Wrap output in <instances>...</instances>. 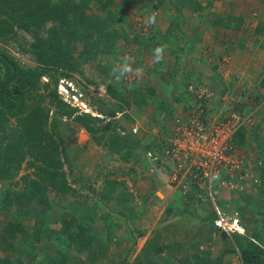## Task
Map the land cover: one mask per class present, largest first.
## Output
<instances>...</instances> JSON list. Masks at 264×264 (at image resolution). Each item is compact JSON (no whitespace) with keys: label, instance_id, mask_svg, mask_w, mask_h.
<instances>
[{"label":"rangeland","instance_id":"obj_1","mask_svg":"<svg viewBox=\"0 0 264 264\" xmlns=\"http://www.w3.org/2000/svg\"><path fill=\"white\" fill-rule=\"evenodd\" d=\"M118 1L119 0H113L111 4H108V0H102V2L105 3L104 5L108 4L107 7L110 8V10H115L122 13L123 18L125 19L122 22L112 20L114 23L110 26L109 30L123 29L124 32L128 34V38L130 40L128 42H125L123 39H118V46L114 48L116 51H119L120 54L121 51H126V53H122L121 56L118 54L119 52L113 55L111 53H99L96 57L90 58L87 61L81 60V71L75 72L71 78H60L57 85V91L64 93V99L68 100V103L70 101V105L68 104L67 106H62L61 108H59L58 113H56L57 108L54 103L50 102V97L48 95L49 89L47 88L40 87L39 90L34 94V98L30 101L33 104L34 102H36V98L43 96V99L39 104L44 109L49 110L47 126L54 130L56 133H60L59 139H61L60 141L58 140L59 144H62L60 149L61 151H63L65 150V148H67V150L69 151L68 154H70V156L72 157H69V160H72L70 167L67 164H64V168L67 172L68 182L72 184V187H74L75 189L80 188V186L82 187V184L85 185V187L81 189V191L79 190V192L76 194L70 191L72 194L70 193L58 195L57 192H55L51 188L49 189L48 194L55 202L58 203L49 211V220L54 227L58 226L56 223H54L55 220H58L59 217L68 218L71 214V212L68 210H74L76 209V207L84 208L85 210L90 212L93 210L91 204H94V207L98 205L100 210L109 207L106 204V200L101 199V194L106 190V183H109L110 185H113L114 188H117V190L115 191H120L122 188H124V180H118L116 175L112 171L114 169L113 163H115L116 161L118 162V160L126 161V159H122L123 155L125 154L129 155V158L127 160H135L136 162L141 160L142 164H138L139 168L145 169L150 175L154 174L153 176L161 179L162 181L165 180L168 187L171 186V188L174 189L175 186L167 182L166 171H164L163 168H160L159 165L155 164L152 158L147 154L148 151L152 153L155 151L152 150L151 147H144V143L142 141H149L151 138L158 136V143V141H161L163 137H171V135L169 134L170 130L173 132V129H175L177 125L186 122L187 119L190 118V115L201 117L204 110L207 111V114L205 116L209 118L208 123L211 124L220 122L225 118H230L231 115L236 113V109L241 108V110L243 111L252 109L253 111V108H256V106L259 107L260 104L258 103L257 105H255L253 101L257 100L259 102L261 96L264 95L261 94L263 92L261 91L260 87L259 91L254 90L255 88H253V86H256V82L249 87L240 83H235L233 79L236 78V72H233V69L231 67V65L233 64V60L230 61V63H228V61L221 60V62L224 63L222 66L224 68L227 67V72L230 75L229 80H225L223 84H226L227 81H231L233 83L232 85L224 86L226 88H222L218 86V84H209L207 82L206 76L208 74L205 71L201 76H197L195 72L193 74H185V70L183 69L185 67H189L190 65L188 62L187 66H185L186 62H184L180 65V67H183V69L179 68L180 71H178L174 75L175 79L173 80V82H171V85H164V87L162 86L164 84V76L162 75L156 74L152 75L151 77H147V74L143 73V77L142 79H139V81H141L142 83L143 79H147L149 83H152L153 86H151V88L154 89V91H151L147 90L148 85H145L143 88H141L137 85L138 83H135L136 87L133 85V83H129L130 81L132 82L134 80V77L129 76L127 77V79H125L126 81L123 80L124 82L121 81L120 83H118V85H114H116L121 91V95L128 98V100H130L131 97L134 98L136 95L137 99H139L140 101L134 102L135 100L133 99H131L132 101H128L126 99L129 103L128 106L125 104V102L123 103L113 99L107 92L106 86L108 84H113L112 81L114 79L111 75L112 68L120 62L122 57H128L132 64L136 63L135 65H139L138 61L144 59L142 60V64L144 65L142 67L143 69L149 67L151 64H155L152 61V56L150 57L149 53L147 52L149 51L148 49H145L143 51L140 48L139 44H137L136 42H130L134 38V35L138 34L140 36H148L151 35L153 29H159L160 31H163L162 29L167 25V21H164V23H159L158 27L156 26V23L154 25L145 24V18L148 13L142 14V6H140V2L142 0H138L136 3H132V0L121 1L119 7L116 6ZM143 1L145 2V0ZM98 3V0H92L87 12L94 13L102 18H105L109 9L99 7ZM126 3L129 4L127 6H124V4ZM258 7V9H260L261 17H263L264 19V9L260 8L261 6ZM169 8L170 10L172 9L171 6H168L166 9ZM3 9L7 12V14H0L1 17H8L13 14L17 15L16 11L12 13L11 9L9 8L5 7ZM156 21L159 20L156 19ZM222 23L223 22H221V24ZM54 24L55 22L49 21L43 26L39 27V35H42L43 37L48 36V29ZM14 29V34L11 35L10 39H0V50H3L4 52L13 56L14 59L20 64V66L24 68H32L37 65L36 61L34 60L33 51H31V42H33L34 40V29L30 27L29 30H24L19 28L16 24L14 25ZM260 29L261 32L264 31L263 24H261ZM73 47L74 57L77 58L79 53H81L83 49V45L80 41H77ZM139 51H142L141 54ZM178 51V54L181 52H187L186 50ZM167 66L168 65H165L166 68ZM135 68H139V66H133V69ZM101 69H104L105 71H102ZM215 77L218 78V76ZM42 81L49 82V76H42ZM186 83L189 84L188 89L190 90V92H192V94L196 96H191V98L194 100L191 101L190 98L189 102L192 104L189 105V109L182 111L185 112V114L181 115L180 117H178V119H176V121H174L173 127L167 125L166 128H169L170 130L165 133L161 128V126L164 125L162 124L163 117L160 116V114L159 117L156 116V112L159 111V107L162 104L159 102V99L163 98V95H165L168 98L167 100L173 103L172 95L178 92V90L184 92V89L182 88L181 90L179 87L182 84L184 86ZM67 86H69L70 89H66ZM189 87H192V90ZM71 90L77 93L78 100H76L75 98H71L72 100L68 98ZM184 93L185 95H187L186 92ZM235 102L240 105L238 106ZM71 106L77 107V111L75 112V114L85 113L92 117V125L95 126L98 131L100 130V132L106 134L105 139L94 138L93 134L91 135L81 124L74 121L73 116H66L65 113L66 111H69V107ZM204 107L205 109H203ZM259 108L260 109L257 111L258 113H256V116L262 115V109L264 108V106ZM110 110L112 111L110 112ZM141 111L142 114H140ZM178 111L179 110H177V112ZM252 116L250 117V119L252 118ZM18 117L21 116L19 115ZM248 120L246 124L247 128L249 129L247 130V137H249L251 141V139L254 140V137L257 136L256 132L257 134L258 132L262 133V139L260 140V137H258V141L256 142L258 143V145L260 142L264 147V120H258L254 124L251 123L252 126H257L256 130L251 128L252 126H250L251 124H249L250 120ZM109 123H111V125ZM16 125L17 120L15 118L9 119V121L5 124L6 127L4 132L10 133V131L15 129ZM112 126H115L116 130H114ZM133 127H137V132L132 131ZM146 131L151 133V135L148 134L147 137L143 139L146 135ZM64 132L68 135V137L72 138L71 142L66 141L65 137L61 136V133L63 134ZM97 134L98 133H96V135ZM115 136L119 138L116 145L120 146L119 152L116 153L110 151L108 145L105 146V144L109 143L111 140L115 141ZM139 142H141V145ZM5 144L6 140L0 139V149L4 147ZM131 145L133 147H131ZM248 145H250V143ZM238 150L242 160H246L248 158H253V160L246 164L245 169L236 174L239 179L234 180L233 185L225 187L226 189L223 190L226 191L224 192L222 189H215L217 190V192L214 191V196L216 195V202L220 205L225 201L223 197H221V195L226 197L227 200H230V198L228 197L229 195L238 194L241 198V193H247L250 194L252 201V203H249V208L253 209L258 204L259 200H257V198L260 195L261 190L260 183L257 180L259 179V177L257 176L258 170H255L257 169L256 165L260 164L258 162L257 154H255L256 152L259 153V150L257 148L245 149V146H238ZM114 155H116V157ZM159 155L164 159V154L161 151L159 152ZM29 160L30 157L26 156L25 159L21 162L19 170L16 172L15 176L12 179H5L4 181H0V191L7 187L10 184V181L17 182V184L13 185L16 190H22L25 186V181H23L24 176L28 178L36 177V169L28 165ZM151 165L153 166L152 168L150 167ZM173 165V162H169V169H172ZM146 166H149L151 171L149 170V168H146ZM119 176L120 175H118V177ZM87 184H89L90 186L92 184L99 186V190H97L99 194H95L98 198L96 199L97 202L94 201L91 197V199L89 200L84 198V194L86 193V191H89L88 187L86 186ZM176 192L178 194L181 193L179 190H176ZM227 192L231 194L228 193L229 195H226L225 193ZM180 195L183 196V199H185L187 204H191V198L189 197V195H183L182 193ZM179 201L177 200L175 203L180 204L179 207H181V211L180 209H178V212L171 213L174 210L173 208H171L172 211H168L165 216L163 215L160 218L156 226L151 227L152 233L154 234L147 240L154 241V244H157V246L158 244H162V251L164 253L162 252V254L158 252L153 257H151V255H148V261L152 259L150 262H148L144 253L140 250L136 258L131 259V257H129V254L135 252L134 244H136L137 240L136 238H134L132 240L129 252H127L126 255L121 258L120 262H122L120 264H184L176 260L175 255L178 254H182L187 258L189 257L191 263H194L196 261L195 256L197 255V257L199 256L201 258L199 264H203L204 259H206L208 255L216 253L217 255L215 256H218L222 255L224 252H226V250L229 251L232 244L230 236H228L229 238H223L216 231H207L206 229H202L197 232H188L185 229L177 233L179 235H183L185 232H187L189 235H191V240L195 241L197 244H201V246L197 245L196 247H193V244H191L190 242H186L184 245L181 242H177L180 244V246H178L176 245V242H172V244L174 245L167 247L168 243H163V240H161L162 233L165 230L160 224L165 223L169 219L171 223L173 222L174 224L180 225L184 228L187 226L186 224L193 227L195 226L194 223L197 222V215L192 214L193 210H190V208H193L195 206L188 205L187 207H185L187 204H184V206V201ZM210 204L212 206L211 201ZM234 204L235 205L228 206V211H226V208H223V210L227 213L232 214L234 217H237L238 210H240L241 205L244 204V199L243 203L238 202ZM144 206H146L145 209L149 212L145 215V217L147 218V220L150 219V221L146 222L145 225L154 223L158 216L153 212L154 210H151L149 204H144ZM184 208L186 212L184 211ZM256 214L246 212L242 215L243 219L241 220L243 224H245V233H250L253 229H255L256 226L261 227L262 231V223L264 225V216H261L263 222L259 223V221H257L258 225L256 224L254 226L253 219L254 217H258L256 216ZM7 217L10 216H6L2 212L0 213L1 259L8 258L12 261H17V259L28 260L29 256L27 252L29 251L33 253L34 251H37V260L44 264H60L63 259H66L67 264H119L115 261L109 263L89 262V259L92 257V255H105L107 250H109L108 247L104 246L107 245V236H104L97 240V236L95 233L96 229H98L97 227L89 226L88 228L86 225V227L83 229L79 226H76L75 221H71V223L68 225L62 224L64 226L65 232H62L61 235H58V238H53V235H51L52 233L48 232L46 238L41 237L38 240H34L32 235L31 238L29 237L30 235L25 237V235L23 236L22 234H17V238L12 239L7 236L5 231H2L4 230L6 222L9 220V218ZM24 222L27 225L26 229L28 231L30 230L29 232L30 234H32V222ZM101 223H104V221L101 220ZM198 223H203V220ZM138 231L143 232V230ZM147 231L148 228H144L143 234ZM9 241L14 242L13 248H9ZM94 241L96 242L95 249L92 248V244ZM33 248L35 250L30 251ZM225 254V259L231 260L230 258L233 257L232 255H229L227 253ZM32 260L33 258L28 261ZM232 261L237 262L235 257Z\"/></svg>","mask_w":264,"mask_h":264},{"label":"trees","instance_id":"obj_2","mask_svg":"<svg viewBox=\"0 0 264 264\" xmlns=\"http://www.w3.org/2000/svg\"><path fill=\"white\" fill-rule=\"evenodd\" d=\"M91 1L92 0H0L1 15L7 14L3 9L5 7L11 9L12 13L14 11L17 13V15L13 14L8 17H1L0 15V39H10L11 35L14 34L15 24L24 30H29V28L32 27L34 29V40L31 42V51H33L34 60L37 63V65L32 68H24L20 66L13 56L0 50V139L6 140L5 146L0 149V181L12 179L26 156L30 157L28 165L36 169L35 178L23 177L25 186L22 190H16L13 185L17 184V182L10 181V184L0 191V212L4 213L6 216H10L8 217L9 221L6 222L4 230L2 231H5L9 238L14 239L17 238V234H22L23 236L25 235V237L30 235L29 237L32 238L33 236L34 240H38L41 237L46 238L48 232L52 233L51 235H53V238H58V235L65 232L62 224L68 225L71 221H75L76 226L80 228L84 229L86 227V225L78 221L74 215H72L70 219L61 217L55 220L54 223L58 225L57 227H54L53 224L50 223L48 212L58 203L48 194L49 189L51 188L57 192L58 195L70 194L71 192L76 194L79 190L81 191L85 185L82 184V187L80 186V188L75 189L72 187V184L68 182L64 164L70 167L72 160L70 161L69 157L71 156L68 154L69 151L67 148L63 151L60 149L62 146V144L58 142V140L60 141L61 139H59L60 133L57 132V134L47 126L49 110L44 109L39 104L43 96L36 98V102L33 104L30 101L34 98V94L40 87L47 88L49 89L48 95L50 97V102L54 103L57 108L56 113H58L59 108L64 105L67 106L70 103V101L68 103V100L64 99L60 92L57 91L59 79H68L71 78L75 72H80L81 60L87 61L102 52L107 54L111 53L112 55L119 52L114 49L118 46V39H123L125 42L130 40L128 34L124 32L123 29L109 30L110 26L114 23L112 20L121 22L125 20L122 13L110 10V8L107 7L113 0H108L109 3L107 5H104L105 3L102 2V0H98L99 7L109 9L105 18L87 12ZM145 3L146 6L142 8V14L147 13L146 10L155 12L160 8L166 9L168 6H171L172 9L168 12L169 24L165 31L153 29L151 35L148 36L136 34L130 42H136L143 51L148 49L150 53L159 45H167V51H192L195 49V44H198V38H196L197 36L190 37L183 31L182 27L187 18L182 12L183 9H187L192 13L194 18L202 19L206 5H203L200 0H145ZM164 5L165 7L163 8ZM49 21H53L55 24L48 29V36L43 37L39 35V27ZM77 41L82 43L83 49L76 58L73 54V46ZM118 54L121 56L122 53L120 54L119 52ZM180 55L181 53L176 57L181 64L184 58ZM156 68L160 71L162 70V65L159 64L155 68L144 70L151 73V70H156ZM177 69L178 66L175 68L168 67L165 71L170 77V82H173L175 79L174 75L178 72ZM101 70L105 71L104 69ZM187 73L190 74L189 71ZM42 76H49L50 81L43 82ZM133 85L136 87V84ZM137 85L139 86V84ZM188 85L189 84L186 83L184 86L182 84L179 87L181 90L183 88L187 95L179 90L172 95L173 101L179 104L181 103L184 110H188L190 107L189 105L192 104L189 102L191 96H196L190 92ZM260 85L264 87V72ZM67 88L70 89L69 86H67ZM106 89L113 99L119 102H125V104L129 106L127 102L128 98L121 95V91L114 83L108 84ZM147 90L154 91L150 85H148ZM254 90L257 91V88ZM72 92V95L77 94L74 91ZM181 93L183 96H181ZM68 98L71 99V97ZM134 98L137 99L136 95ZM192 100L194 99L191 98V101ZM253 103L257 105L260 102L255 100ZM236 104L238 106L240 105L238 103ZM69 108V111L65 113L66 116H73L74 121L81 124L91 135L93 134L94 138L105 139L106 134L100 132V130L98 131V129L92 125V117L85 113L75 114L77 111L76 106H71ZM203 109H205V107ZM236 110V113L244 119L248 116L250 117V114L253 112H256L254 110L252 111V109L243 111L240 108ZM111 111L112 110H110V112ZM173 111L174 107L172 102L162 103L159 107V114L162 117L166 113L172 114ZM206 114L207 111L204 110L201 119L207 124L209 118L205 116ZM19 115L21 117H18ZM191 116L192 115L189 116L190 118L187 119L186 122L190 121ZM11 118L17 120V125L10 133H6L4 132L6 127L5 124ZM109 124L111 125V123ZM246 124L247 121L234 132L232 137V142L239 147H244L249 144L248 140L250 139L247 137V130L249 129ZM164 127L165 126H161L162 131H164ZM112 128L116 130L115 126H112ZM96 133L98 134L96 135ZM169 134L173 136L172 131H170ZM256 135L254 141H258V137H260V140L262 139V133L258 132L257 134L256 132ZM61 136L65 137L66 141L71 142L72 138L68 137L65 132L63 134L61 133ZM114 138L116 139L115 141L111 140V144L109 142L105 144V146L108 145L109 150L116 153L120 150V146L116 145L119 138L116 136ZM168 138L170 137H163L161 141L153 144V147L155 146L157 151L155 147H151V149L159 153L169 144ZM139 143L141 145V142ZM259 146L261 147V157H259L262 162L258 167L261 186L260 195L257 198L259 201L253 209H250L249 203H252L250 194L241 193V200L244 199V204L240 207V211H242L243 214L246 212L257 213L256 216L258 217H254L253 219L254 226L256 224L258 225L257 221L262 223L261 216H264V147L262 145ZM131 147L133 146L131 145ZM128 158L129 155L127 154L122 157V159L126 160ZM113 190V185L106 183V190L101 194V199L105 200L109 192ZM89 193L93 194V191H87L84 194V198L90 199L91 195ZM193 204L195 203L191 198V204L188 203L186 206L183 205L185 207L188 205L195 206ZM184 211L186 212L185 208ZM214 218L215 213L211 212L206 219L209 221L208 225L211 226V230L216 231L223 238H229L228 236H230L232 244L229 251L226 250V252L219 255L215 260H209L207 257L204 259L203 264H264L263 223L262 231L261 227L256 226L250 233H231L227 235L214 225ZM24 221H27V223L32 222V234H30V230L28 231L26 229L27 225ZM103 221L105 222V220ZM13 243L12 241L10 242L9 248H13ZM176 245L180 246L179 243H176ZM34 250L33 248L30 251ZM151 250L160 251L158 246L154 247L153 243L149 242L143 247L142 252L149 255ZM27 253L33 256L32 261L23 259L12 261L8 258H0V264H44L37 260V251L33 253L28 251ZM225 253L236 256L237 262L225 259ZM195 257L196 261L191 263L190 260L182 254L175 255L176 260L184 264H199L201 258L199 256L197 257V255ZM60 264H67L66 259H63Z\"/></svg>","mask_w":264,"mask_h":264},{"label":"crops","instance_id":"obj_3","mask_svg":"<svg viewBox=\"0 0 264 264\" xmlns=\"http://www.w3.org/2000/svg\"><path fill=\"white\" fill-rule=\"evenodd\" d=\"M137 1L138 0H132V3H136ZM200 2L203 5H206L202 19L194 18L192 13L187 9H183L182 12L187 18L184 22V26L182 27L183 31L186 32V34L190 37L197 36L196 38H198V44H195L194 50L181 52L180 55L184 58L181 64L186 62L185 66H187L189 62V67H185L184 69L183 67H180L181 64L178 62L176 57L179 51L164 52V60L159 63L162 65V70L160 71L158 70V68H156V70H151V73L146 72V70L144 69L155 68L159 64H151L149 67L143 69L142 67L144 65L142 64V60L144 59L139 60L140 62L138 61L139 65H135L136 63L132 64V67L139 66V68L143 69V73L147 74V77H151L152 75L156 74L164 76V84L162 85L163 87L164 85H171L170 77H167L165 71L168 69V67L175 68L176 66H178L177 70L180 71L179 68H181L185 70V74H188L187 72L189 71L190 74H193L195 72L197 76H201L205 71L208 74L206 76L207 82L209 84H218V86L223 88L224 86L232 85L233 83L231 81H227L226 84H223L225 80H229L230 75L227 72V67L224 68L222 66L224 63L221 62V60L228 61V63L233 60V64L231 65V67L233 69V72H236V78H234L233 81L235 83H240L248 87L256 82V86H253V88L257 87V91H259L260 87L261 91L263 92L260 93L264 94V87L260 85L264 72V31L261 32L260 28L261 24L264 25V19L263 17H261L260 9H258V6H261L260 8L264 9V0H200ZM120 4L121 0L117 2L116 6L119 7ZM128 4L129 3H126L124 4V6H127ZM140 4L142 8L146 6V3L143 0L140 2ZM164 7L165 5L163 6V8ZM170 11V8H160L155 11L156 19L159 20L156 21L157 27L159 23H164V21H167V25L162 29L163 31L166 30L169 24L168 12ZM221 22L223 23L221 24ZM139 52L141 54L142 51ZM147 52L151 57L153 52ZM121 53H126V51H121ZM165 65H168L167 68L165 67ZM215 76H218V78H216ZM132 77H134V80L132 82L130 81L129 83H138L141 88H143L146 84L153 86V84L149 83L147 79H143V82L141 83V81L137 80L134 75ZM125 79H127V77L122 78L121 81L124 82L126 81ZM112 82L118 85V83H116L114 80ZM163 96V98L159 99L160 103L170 102L169 100H167V96ZM181 96H183L182 93ZM263 96H261L259 100V107L264 106ZM131 99L135 100L134 102L140 101L139 99H135L133 97H131ZM131 99L128 101H132ZM172 105L174 107L173 113H166L163 116L162 124H164L163 126H165L163 131L165 133L170 130L169 128H166L167 125L173 127L174 121H176V119H178V117H180L181 115L185 114V112H182L185 110L182 108L181 103L179 104L173 101ZM259 107L256 106V108H253V110L257 112L260 109ZM177 110L179 111L177 112ZM263 110L264 108L262 109V115L259 116H256V112L250 114V117L252 115L253 116L251 119L249 117V124H254L258 120H264ZM140 114H142V111L140 112ZM156 116L159 117V111L156 112ZM252 124L250 126H252ZM251 128L256 129L257 126L255 125ZM148 134L151 135V133L146 131V135L143 139H145ZM157 140L158 136H155L149 141H142L144 143L143 146L149 148L153 147V144L157 143ZM248 141L250 145L245 146V149L257 148L259 150V153H255L257 154L258 162L260 163L259 165H256L257 169L255 170H258V167L262 164L260 160L261 147L259 146L261 145V143L259 142L258 145V143L254 140ZM114 156L116 157V155ZM252 160L253 158H248L246 160L244 159V169L246 167V164ZM138 164H142L141 160L137 162L135 160H118V162L116 161L115 163H113L114 169L112 172L116 175L118 180H124V188H122L120 191H115L117 190V188H114L113 191L109 192L108 196H106L105 198L106 204L109 206L108 208L100 210L98 205L94 207V204H91V207L93 209L91 212L80 207H76V209L74 210H68L71 212L68 218H71V216L74 215L78 221L83 222L85 225H87L88 228L89 226L98 228L95 231L97 240L104 236L108 237V240L106 241L107 245H104L109 249L107 250L106 254L92 255V257L89 259V262L109 263L115 261L120 264L122 262H120L121 258L126 255L127 252H129L132 240L134 238H136L137 240L136 244H134L135 252L129 254V257H131V259H135L138 252L140 250L142 252L143 247H145L149 242H152L154 247H157V244H154V241H147L148 238H150L154 234L152 233L151 227L156 226L160 218L163 215L165 216L168 211H172L171 208L174 209L171 213L178 212V209H180L181 207H179L180 204L175 203L177 200H182L184 201L183 204H187L185 199H183V196L180 195L181 193L178 194L176 192L177 189L175 187L174 189H172L171 186L168 187L165 180L162 181L161 179L153 176L154 174L150 175L145 169L139 168ZM150 167L152 168L153 166L151 165ZM150 167L146 166V168H149V170L151 171ZM118 175L120 176L118 177ZM257 176L260 178L259 172ZM236 179L238 178L235 177L234 180ZM132 180H134L135 182ZM257 180L260 183V179ZM86 186L88 187L90 192L93 191V194L89 193L92 196L90 197L97 202L96 195L99 194L97 191L99 190V186L94 184H92L91 186L87 184ZM224 191L226 190H223V192ZM228 193L229 192L225 194L227 195ZM221 197H223L225 201L220 204V207L226 208V211H228V206L235 205L234 203H243V200H241L238 194L229 195L228 197L230 198V200H227L223 195H221ZM192 200L195 203L193 204L195 205V209L190 208V210H193L192 214L197 215V222L194 223L195 226L192 227L186 224L187 226L183 228L182 226L176 225L173 222L171 223L169 219L165 223L160 224L165 230L162 233L161 240H163V243H168L167 247L174 245L172 244V242H181L183 245L186 242H190L191 244H193V247H196L197 245L201 246V244H197L195 241L191 240V235H189L187 232H185L183 235L177 234L178 232L185 229L188 232H197L202 229L212 231L211 226L208 225V221L206 220L212 210L210 202L208 200H203L202 202H195L194 199ZM144 204H149L151 210H154L153 212L158 216L156 221L152 224L145 225V223L149 222L150 219L147 220V218L145 217V215L149 212L145 209L146 206H144ZM48 213L50 214V212ZM227 214L233 216L230 213ZM242 215L243 212L238 210L237 218L240 220L241 224V219H243ZM103 219H105V222L101 223V220L103 221ZM202 220L203 223H198ZM242 225L245 227V224ZM144 228H148V231L143 234ZM138 230H143V232ZM95 243L96 242L94 241L92 244L93 249L96 248ZM158 246L160 249V251L158 252L162 253V244H158ZM158 252L155 250H151L149 255L153 257ZM144 255L146 257V260L148 261L149 256L146 253H144ZM215 255L217 254L212 253L211 255H208L209 260L217 259L219 255ZM28 256V260L33 258L32 255ZM234 257L236 258V256L230 258L231 261L234 260ZM188 259L190 260L189 257Z\"/></svg>","mask_w":264,"mask_h":264},{"label":"built area","instance_id":"obj_4","mask_svg":"<svg viewBox=\"0 0 264 264\" xmlns=\"http://www.w3.org/2000/svg\"><path fill=\"white\" fill-rule=\"evenodd\" d=\"M245 120L233 114L220 122L206 124L200 116L192 115L189 122L173 129V136L167 139L169 144L161 150L164 159L157 152H147L155 164L166 171L167 182L183 195L191 194L195 188L196 199H209L213 203L217 215L215 224L226 233L241 232V228L236 219L216 205L213 192L215 188L233 185L236 174L244 169V160L232 137ZM132 131L137 132V127ZM169 162L174 163L172 169ZM216 174L219 179H213Z\"/></svg>","mask_w":264,"mask_h":264},{"label":"clouds","instance_id":"obj_5","mask_svg":"<svg viewBox=\"0 0 264 264\" xmlns=\"http://www.w3.org/2000/svg\"><path fill=\"white\" fill-rule=\"evenodd\" d=\"M146 12L148 13L147 15H146V18H145V24H147V25H154L155 23H156V13L155 12H150V11H148V10H146ZM166 48H167V45H159V46H157V47H155L154 49H153V54H152V61H153V63H155V64H159V63H161L163 60H164V52H165V50H166ZM111 75H112V77H113V79H114V81L116 82V83H120L121 82V80H122V78H125V77H129V76H135L136 78H137V80H139V79H142V77H143V69L142 68H135V69H133V67H132V62L129 60V58L128 57H122L121 58V60H120V62L118 63V64H116L113 68H112V72H111ZM66 89H68V88H66ZM65 90V89H64ZM63 90V91H64ZM66 93V92H65ZM67 94H68V91H67ZM73 94V92H72V90L70 91V94L68 95V97H71L72 99L73 98H76V97H78L77 96V94H74V95H72ZM234 114H237V113H234ZM249 119V116L246 118V120L245 121H247ZM245 123V122H244ZM234 144V143H233ZM235 145V144H234ZM237 146V145H236ZM238 147V146H237ZM236 178H238V177H236ZM213 179H219V176H218V174H216V175H214L213 176ZM239 179V178H238ZM215 189H217L218 190V188H215ZM214 189V191H216L217 192V190H215ZM225 189V188H224ZM219 190H221V188H219ZM223 190V189H222ZM196 191V189H192L191 190V194H189V197L190 198H192V199H194L195 200V202H197V201H203V200H198V199H196L195 197H194V195H193V193ZM213 194H214V192H213ZM215 197V203H216V205L218 206V207H220V205L219 204H217V202H216V199H217V197H216V195L214 196ZM204 200H208L209 202H210V200L209 199H204ZM212 212L213 213H215V218H214V225L216 226V224H215V220H216V218H217V215H216V212H215V209H214V207H213V203H212ZM222 210H223V208L222 207H220ZM224 211V210H223ZM225 212V211H224ZM226 213V212H225ZM227 214V213H226ZM233 217V219H236L237 220V222H238V225L240 226V228H241V232H236V231H234V232H231V233H238V234H245V227L241 224V222H240V220L237 218V217H234V216H232ZM217 227V226H216ZM218 228V227H217ZM220 231H223V230H221L220 228H218ZM225 232V231H224ZM226 233V232H225ZM231 233H226V234H231Z\"/></svg>","mask_w":264,"mask_h":264},{"label":"bare ground","instance_id":"obj_6","mask_svg":"<svg viewBox=\"0 0 264 264\" xmlns=\"http://www.w3.org/2000/svg\"><path fill=\"white\" fill-rule=\"evenodd\" d=\"M75 99H76V100H78V98H77V97H76Z\"/></svg>","mask_w":264,"mask_h":264}]
</instances>
